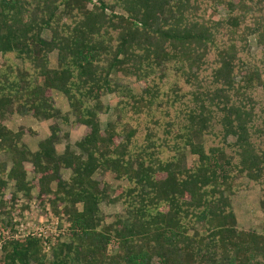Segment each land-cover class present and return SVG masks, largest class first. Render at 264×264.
I'll return each mask as SVG.
<instances>
[{
  "label": "trees",
  "instance_id": "1",
  "mask_svg": "<svg viewBox=\"0 0 264 264\" xmlns=\"http://www.w3.org/2000/svg\"><path fill=\"white\" fill-rule=\"evenodd\" d=\"M97 2L0 0V205L7 188L34 189L67 223L39 237L0 227V264H264V0ZM105 94L117 115L101 129ZM14 112L51 124L35 150L22 140L35 133L4 124ZM53 121L83 130L61 153ZM97 173L125 182L111 200ZM239 178L259 190L260 232L237 228ZM103 202L122 214L103 223Z\"/></svg>",
  "mask_w": 264,
  "mask_h": 264
},
{
  "label": "rangeland",
  "instance_id": "2",
  "mask_svg": "<svg viewBox=\"0 0 264 264\" xmlns=\"http://www.w3.org/2000/svg\"><path fill=\"white\" fill-rule=\"evenodd\" d=\"M98 0H88L87 8L90 7L91 4L97 5ZM113 13H117V10H114ZM106 14H108V11H106ZM215 16H222L221 12L215 13ZM43 38H47L48 34L45 32L42 34ZM256 51V48H254ZM257 52V51H256ZM48 61H49V67L55 68V52H52L48 55ZM111 80L114 82H117L118 84H121L123 86H127L130 88L133 92H138L139 90V84L134 81L132 77H124V76H110ZM51 99L55 105V108L59 111L60 115H67L68 121L73 122V117L70 114L69 110L67 109L64 97L57 93L51 94ZM100 104L102 106H106L108 108L107 112L105 114H101L99 117L100 127L101 129L104 128L105 124L107 122H110L116 118V111H115V103H116V97L114 94H105L101 96L100 98ZM15 111V110H14ZM57 119V118H56ZM55 119V120H56ZM37 122V123H36ZM58 121H53V124H58L59 130H60V137L59 141L56 145V151L58 153H61L64 150L65 146L73 147L74 143L77 142L81 136H82V127H68L63 124L57 123ZM4 124L8 127V129L16 131L19 129H29L33 133H35L34 136L32 135H25L22 139L26 144V146L30 150L36 149V143L40 141V139L44 138L49 130L48 127L51 125L50 123L46 121L36 120L32 117H29V115H25L24 113H17L14 112L13 114L5 117ZM65 135V137L63 136ZM228 141H231V138L228 139ZM4 160V159H2ZM195 160L194 156L188 155V153H185L184 162L187 166H190L193 161ZM7 161V159H6ZM8 164V162H6ZM25 170V179L27 181H30L31 179V165L28 163H25L23 165ZM8 168V165L7 167ZM5 168V170H6ZM69 170H61L59 172V177L63 181H68V174L70 177V173H68ZM97 175V176H96ZM100 178L99 174H94L93 179ZM102 182H104L107 185L108 189V196L110 197V200L113 197V190L116 186H123L125 184L124 181L121 182H115L112 179L105 180L104 177H102ZM246 183V180L243 178L236 179L235 187L238 188V190L231 196V207L233 210V213L235 215V220L237 224V228L243 229V230H255L256 232H260V224L263 220V214L260 211L258 207V194L259 190L257 186H253L247 190H240L241 186ZM9 187V186H8ZM116 187V188H117ZM13 190L12 188H7V190L4 191L3 198L5 200L3 205H0V227L1 229H6L10 231H14L13 220H18V225L21 224L20 230H23L19 232V234L16 232V235H21L22 232H24L25 229L28 230V232L31 230L33 231L35 229L43 228V230L46 232H53V228L50 226V222L57 220L58 225L60 226V233L64 228L67 226V223L64 219L60 217H52L48 218L45 215H47L49 211L48 203L46 202V198L43 201V204L40 207L41 212L35 213V209H32V211L28 210L32 207L33 203H37L38 200H36L33 195L35 196V190L31 189V195L29 199H25L22 194L17 193L14 198H11ZM11 198V199H8ZM34 199V200H33ZM46 203V204H45ZM38 205V204H37ZM25 207V208H24ZM38 208V207H37ZM59 209L61 207H58ZM79 208V207H77ZM101 216L103 218V223H108L112 221L113 216H119L122 214L121 206L118 203L110 204V203H101L99 206ZM18 212V213H16ZM42 217V224L38 222V217ZM46 220V222L44 221ZM3 229V230H4ZM19 229V228H18ZM4 230L3 236L9 238L11 234H8ZM15 232V231H14ZM15 235V236H16ZM15 236L11 235V237L15 238ZM156 264V263H155Z\"/></svg>",
  "mask_w": 264,
  "mask_h": 264
},
{
  "label": "built area",
  "instance_id": "3",
  "mask_svg": "<svg viewBox=\"0 0 264 264\" xmlns=\"http://www.w3.org/2000/svg\"><path fill=\"white\" fill-rule=\"evenodd\" d=\"M34 200V199H33ZM29 207V206H28ZM32 209H35V213L37 214L38 212H40V210H39V208H37V203L35 202V203H33V205H32V207L29 209L30 211H32ZM13 219H18V218H13ZM12 219V222L14 223V229L16 230V232L19 234V232H21V231H23V230H20V228H21V224H19L18 225V220H13ZM42 217L41 216H39L38 217V222L40 223V224H42ZM45 222H46V220H44ZM58 225V223H57V220L55 219L54 221H52V222H50V226H51V228H53V232H51V233H53V235H56L55 234V228H56V226ZM19 228V229H18ZM16 234V233H15ZM21 235H23V236H25V235H30V236H32V235H35V236H37V237H39V236H45L46 234H45V231L43 230V228L41 229V228H39V229H35L34 228V230L33 231H29L28 232V230L27 229H25L24 230V232H22V234ZM43 247L44 248H46L45 250H47V246H46V243H44L43 242Z\"/></svg>",
  "mask_w": 264,
  "mask_h": 264
},
{
  "label": "crops",
  "instance_id": "4",
  "mask_svg": "<svg viewBox=\"0 0 264 264\" xmlns=\"http://www.w3.org/2000/svg\"><path fill=\"white\" fill-rule=\"evenodd\" d=\"M68 173H70V172H68ZM68 178H69V174H68Z\"/></svg>",
  "mask_w": 264,
  "mask_h": 264
}]
</instances>
